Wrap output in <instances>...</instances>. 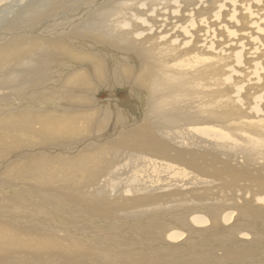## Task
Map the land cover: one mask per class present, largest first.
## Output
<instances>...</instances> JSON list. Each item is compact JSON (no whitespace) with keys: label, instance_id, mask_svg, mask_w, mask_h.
I'll return each instance as SVG.
<instances>
[{"label":"bare ground","instance_id":"1","mask_svg":"<svg viewBox=\"0 0 264 264\" xmlns=\"http://www.w3.org/2000/svg\"><path fill=\"white\" fill-rule=\"evenodd\" d=\"M37 2L39 5H36ZM86 28L93 29L92 31H96L101 35L100 37L92 36V33H88L87 35L93 37L96 41L95 45L97 46L102 45L98 40H108L109 37L107 36L114 37V39L118 40L116 42H118L120 46L123 45L122 48H116L109 44H103L102 48L105 51L104 53H107L108 59L106 57L98 58V62L101 63L99 67L96 66L97 75L95 73V76L88 81L91 82L90 85L87 83L89 86L93 87L95 85L97 88L90 92L88 102L94 107L96 104L106 106L107 102L104 100L105 98L103 100L100 98H103V95L107 92H115L117 96L124 94L125 97L123 99L124 103H117L118 105L115 104L117 101L114 105H107V108L97 105L98 108L100 107L101 109L93 111L92 113L89 112V115H84L85 118H88H86L88 122L85 124L83 123V126L86 130H90L91 126L94 127V124L95 127L98 125L96 127L97 130L103 126L105 130L109 128L108 132H110L112 127L114 130L116 129L114 123H117L118 121L116 117L118 114L120 120L121 117L128 119L126 122L124 120L125 124L121 126L122 130L119 131L124 132L130 131V129H135L133 131L134 133L128 135L129 138L132 136L131 138L133 139L130 138L131 140H126L127 148L124 144L125 142L122 144L123 148H126V151L127 149L129 151L130 148H134L139 150V152L129 151L128 153L126 152L127 154H123L122 152L123 155L120 159L122 160L124 156L126 157L122 161L118 162V159L116 160V163L113 162L112 167L114 171H109L111 173L110 175L109 172H107L104 179L97 180V178L96 182H93V187H91L92 190H86L87 197L93 199V201H91L92 203L86 201L83 196V194H85L84 192L80 197L74 196L77 199L70 198V203H64L65 206H63L61 203H56V201L50 200L47 194L43 191L39 192L41 189L36 188V186H32L31 188L20 182L18 184L21 185V187H27L26 191H28L29 188L31 189L28 194H25V196L14 195L11 193L10 187L6 188L7 185L11 186L10 182L6 179H2L1 182L6 181L5 183L7 185L0 182V226L3 228V232L5 230V232L2 233L4 235L3 239H0V264H5L7 260H10V262L16 261V263L19 262L20 264H30L35 260L36 262H42L43 264H59L60 261L62 262H60L61 264H68L65 263L68 259L64 262L66 255L63 256L62 252L59 253L58 251H64L63 248L65 245H71L72 242L79 246L80 244L83 245V243L89 241H91L93 243L92 245L97 248V254H100V256L98 255L100 259H102V256L106 257V254L113 253L111 254L112 257H110L112 260L108 261H114L116 256L114 255L115 252H112L109 249L110 246L113 247V243L110 242L109 237L129 239V241L132 242L131 246L134 248V251L143 256H146V254H152V256H156V260L158 261L166 258V255H161L160 253L166 248V245H164L166 242L176 246L182 244L183 247H186V243L189 244V252L183 254L184 251H179L175 253L179 255L174 254V256H172V262H166L165 264H178L180 261H186L185 264L222 263L224 260H217L215 257L227 259L228 256H232L231 258L234 260V258H236L235 253H232L234 251L230 250V243L232 245L234 242L228 232L223 235L218 232L198 234L196 238H191L194 237L197 230L209 233L212 230L220 231L221 229H226L230 226L233 227L231 224L236 221L239 212H243L244 215L246 214L245 216H251L250 214L252 213L250 211L251 209H254V207L252 208L253 205L256 206L254 209L255 211L264 212V208H262L264 205L261 206L258 204H264V130H261L260 132L256 131L257 133L254 135L248 134L249 136H245V132L241 133L244 128L242 130L238 128L241 132L234 131H236V134H241L244 137L241 135L239 137L237 135L238 137L235 136L237 138L234 139L233 135H231L232 137L229 136L230 138L228 139L231 140L233 138V145L230 144L231 142L228 139V144L226 142L223 143L228 137L226 132L225 134L219 133V135H213L215 132H210L209 130L211 128L209 130L203 128L205 132L207 131L206 134L201 132L204 133V136H207L208 131L212 133L213 137L210 135L212 137L211 140L215 139V141H210L212 143L207 146H210L209 148L212 147L214 149L213 152L216 154H221L222 157L227 158L230 150L233 151V155L235 154V157H237L235 160H250L245 165L249 170L251 168V171H254V174L249 172L248 174L251 175V180H245L247 184H250L249 189L251 190L248 192L245 191L246 198L245 200L241 199L243 201L242 205H232V202L231 205H227V203L222 206H211L210 209H200L201 211H198L200 212L199 214L194 208L186 210V207L189 204L184 203V199H181L183 196L180 197V199L176 198L177 196H180L177 195L180 191V189L177 188L187 184H197L198 186L208 184L214 179H211L212 176H216L217 174V172L213 170V164L225 160L217 157L216 154H213L211 151H208L207 153L198 151L199 144L203 145L201 142L206 139L203 138V134L202 136L199 135L203 138L200 142L198 141L200 137H197V135L195 136L194 133L198 134L202 127H204V123L210 122L209 124L212 125V123L214 124L217 120L225 122L226 120L223 119H227L229 116L230 119H232L235 114H233V111L230 110V108L234 104L250 106L249 101L239 98L240 96L238 94H240L239 92L242 90L240 85L239 87L234 86L238 89L234 90V88L233 94L232 89H230V82L233 80V76L231 77V75L233 73H237L239 76L244 75L242 70L243 65L241 63L243 57L245 60L247 59V62H251V68L258 78H254L257 80L255 88L258 90H264V64L262 63L264 60V0H0V92L2 95L15 94L17 99L15 104L13 100H2L0 101V104L8 106L13 105L16 107L31 106L32 108H35L38 100H40L39 103L45 102L42 100V97L45 93L47 94L48 91L51 90L50 88H52L48 85L57 84V82L54 83L56 77L58 80L61 79L60 76L64 79L65 73L67 72L63 71L65 70V65L69 64V67L75 66L76 68V66L80 64L79 62L83 60V58L81 60L82 56L77 58L76 61L72 60L70 49L82 53L84 46L92 53L93 51L100 52L99 50H95L97 46L94 45L91 47V43L84 37H81L82 39H75L76 41H80L82 44L81 47H79L78 44H74L71 38H66L67 34L69 35L79 29L86 31ZM102 33H105L107 36ZM59 41H63L62 44ZM86 42H89L90 44H87ZM64 44L65 47L63 46ZM59 45H61V49L58 50ZM87 45H90V47ZM84 52L82 54H84ZM129 52L131 53L132 58H137L139 55L143 60L145 59L147 65L154 73L152 74V80L148 83L151 92L150 102L148 103L149 106H147L146 100H143V94L141 95V93H144V89H139L142 88V82L140 77L139 79H137L138 77L136 78V71L133 72L132 75V71L129 70L127 65L124 69L122 64H120L123 60L122 57L126 56V61L130 67H133L131 60L126 55ZM110 54H112L111 58ZM75 55L78 56L79 54L77 53ZM232 57L235 62H239L241 67H238V64H236L237 68L232 65ZM23 60H25V62L21 64ZM113 60L119 62L117 63L119 64L117 69L121 72L116 71L117 69L114 71V69L111 68ZM89 62L91 63V61ZM93 62L96 63L97 61ZM133 62L140 65L139 61ZM19 63L21 64L20 69L22 73L17 74L14 79L12 77V79L8 78L9 76L6 75H8L10 71L16 69V66ZM139 65H136L135 67L137 68ZM86 66L88 67L89 65L86 63ZM57 72L58 75L56 76L55 74H57ZM147 79L149 78L147 77ZM44 81L45 83L43 84ZM247 83L246 85L244 84L246 88L249 87L247 86ZM58 90H60V88H58ZM64 90L63 93H65ZM249 90H251L250 87ZM4 91L8 92L4 93ZM126 92H128V95ZM53 93L56 95L55 91ZM225 93H230L232 95L235 94L236 98L239 96V99H235L234 96L232 99L226 100ZM261 94L262 93H260V95ZM242 95H244V93ZM263 95L264 92L262 96ZM245 96L249 97L247 94ZM254 96L252 98H254ZM45 98H48V96ZM64 98L67 97L63 96V99ZM78 98L79 97L77 96V100ZM137 98L142 99L144 105L142 100L138 101L136 100ZM255 99L257 100L254 102H259L258 96L257 98L255 97L254 100ZM63 101L65 102L66 100ZM68 101L69 100L66 101V104ZM261 101H263V99L260 100V102ZM254 102L253 104H255ZM262 103H264V101L259 104L262 105ZM122 104H127L129 107H132L128 108V110L133 111L135 114L134 117L130 114L129 116H132V118L128 117L126 115L129 113L128 111H124L123 113V111L119 109V106H122ZM77 105H79V102ZM86 105H88V103ZM51 106L52 105L50 104V107ZM116 106L119 108L116 110L118 113L115 115L113 110ZM244 108L245 107H243V109ZM247 108L248 107L245 109ZM61 109L62 108L57 110ZM253 110L256 111V109ZM262 110L264 111L263 108ZM263 111H261V113ZM263 114L264 113H262V115ZM240 115L241 114H239L238 117ZM246 116L248 117V115ZM252 116V118H254L253 114ZM250 117L251 116H249V118ZM95 120H97L96 123H94ZM130 121L137 123L127 127L126 125ZM249 121L251 120L249 119ZM242 122L244 123L245 120ZM252 122L254 121L252 120ZM252 122L250 124H252ZM217 123L219 122H216V124ZM247 123L249 124V122ZM110 124H112V127ZM209 124L208 127L210 126ZM231 124H233V122ZM235 124L236 122L233 126ZM77 125L79 126V124ZM78 126H73L72 128H74V130L72 129V131H75V128L77 129ZM80 127L84 128L82 126ZM232 127L230 126L231 129ZM261 127H263V125H261ZM188 129L192 131L193 136L185 138V136L183 137L182 131ZM86 130L84 131V134H90V131L86 133ZM217 130L219 129L217 128ZM196 131L198 132L196 133ZM78 132L76 131V133ZM185 132L187 133L188 131ZM246 132L249 133L247 129ZM63 134H65V132ZM107 135L109 134L106 133L105 136ZM189 135L191 134L189 133ZM0 136L1 140L6 134L0 132ZM33 136L36 137L35 135ZM49 136L52 135H48V137ZM65 136L68 135L66 134ZM110 136L114 138V135L110 134L108 137ZM25 137L24 138L28 143L30 142L29 140L34 143L36 141H33V138L30 136L25 135ZM176 138H181L179 144L176 143ZM114 139L116 142L117 139ZM121 140L123 141V138ZM208 140H210V138ZM38 143H40V138L37 144ZM29 144V147L33 145L31 143ZM117 145L119 146L118 143L116 146ZM190 147H193V149ZM204 147L202 146V148ZM83 149L85 148L80 149V151L82 152ZM219 149H221L220 153ZM53 150L56 152L64 151L63 148ZM44 152H46V150H44ZM50 152H52V150H50ZM194 155H197L198 158L205 161L207 156V161L205 163L207 166L211 165L209 163H212L211 166L213 169H204V171H202L204 175L202 176L196 173L190 175V172H187L188 169L185 165H187L186 163L188 160L195 157ZM38 158L34 157V160L37 161ZM98 160H100V158ZM198 161L199 160H196V162ZM123 162L127 163L119 165ZM199 162L201 167V164L204 161L201 160ZM226 162L227 161L223 162L224 165ZM228 163H226V165ZM196 164L198 163H192L191 165L199 168V164L198 167ZM202 165H204V163ZM216 165L217 164H215V167L219 166V164ZM229 165L231 164L229 163ZM6 166L8 165L0 164V171H2L1 168ZM52 167L50 169H52ZM225 167L221 168L225 169ZM221 168L217 167L218 170ZM243 168L245 169V167ZM189 169L191 170V168ZM109 170H111V168ZM223 171L220 172L222 173ZM180 172L182 173L181 175L185 176L184 178L178 177L180 175L177 173L180 174ZM226 172H229L228 168H226ZM226 172H224V174ZM47 173L49 174V172ZM234 173H236V170ZM142 175L143 179H141ZM233 176L234 175L230 173L228 174L229 178H233ZM246 176H248L247 173ZM221 177L223 178V176ZM217 178L221 179L219 177ZM90 182L91 181H89V183ZM221 182L226 183L224 180L222 181V179ZM245 182H243V184H245ZM236 184L238 186L239 183L237 182ZM226 186L228 187V184H226ZM233 187L231 188L233 189ZM84 188L86 189L85 185ZM220 188L222 189V187ZM243 189L244 188H242V190ZM217 191L220 192L221 190L217 189ZM238 193L239 192H237V195ZM215 195L217 194L215 193ZM192 196H195V194ZM242 197L243 195L241 198ZM229 198L231 199V197ZM221 199L222 197H220V200ZM233 200L234 199H232V201ZM74 201L77 204V207L74 208L76 210L69 207ZM93 202L98 203L94 204ZM193 202L192 204H194ZM110 203L111 206H120L122 213L120 212L121 214H119L118 211V213L116 211H108L101 206ZM208 203H210V201ZM209 205L208 207H210ZM105 207L108 209L109 205L108 207ZM249 207H251L250 210L248 209ZM109 210H111V208ZM254 210H252V212H254ZM186 211H192L194 214H189ZM260 214L262 213L254 215L255 217L257 216L258 219L253 218L249 220L247 217V220H240L239 227L243 228L250 224L257 229L260 228L263 234L264 228H262V225L264 226V220L261 217L263 214ZM53 219H55V221H53ZM253 223L258 226H255ZM44 224H47V226ZM53 224L56 225L58 229L60 228L61 232L64 233L58 232ZM51 226L53 229L48 228ZM136 226L143 228L146 231V234L134 228ZM20 228H28L25 233L26 237L28 236L29 238L25 239V242L20 241L17 246L12 245V243L18 239V234L14 235V231L16 232L17 230L21 236H25L20 232ZM92 229L96 230V233H94ZM129 233L136 234V238L141 241L138 242L142 244L139 245L134 243L133 238L129 237ZM239 237L241 240L247 241L252 239V235L249 232H243ZM210 238H212V241L215 244L211 249H209V247H204L203 245V243L209 241L208 239ZM43 239H45L46 242L43 241ZM153 240L154 244H152V242L150 243V241ZM43 242L52 245L50 248L55 250L59 255L56 253L53 254V252L50 251L48 256H46L42 254L39 249H37L39 252L36 256L33 254V257H30V252L27 256L25 255V253H27L25 251L32 250L30 249V243H35L36 247H40V249L44 251L47 247L41 245L44 244ZM85 246L88 248L87 245ZM103 247L104 250L101 251V248ZM254 247H259V244L255 243V241L252 248ZM222 250H227V252L224 253ZM107 251H110L111 253H108ZM212 251H214V253H212L213 255L210 257L209 255L207 256L206 253H211ZM197 252H202L204 256L199 257L195 261L191 260L189 257L197 255ZM66 253L67 252H65V254ZM42 255L47 258L42 257ZM77 256L79 255L77 254ZM212 259L215 261L213 262ZM156 260L150 259L142 264H157ZM237 261L240 260L235 259L234 262L231 261L230 264H251V261ZM99 262L104 263L102 260ZM89 263L91 262L89 261Z\"/></svg>","mask_w":264,"mask_h":264},{"label":"rangeland","instance_id":"2","mask_svg":"<svg viewBox=\"0 0 264 264\" xmlns=\"http://www.w3.org/2000/svg\"><path fill=\"white\" fill-rule=\"evenodd\" d=\"M36 5H39V3L37 2L36 3ZM86 31H82V29L80 30H77V31H75V32H73V33H71V34H67L66 35V38L68 37V38H71L72 40H73V43L74 44H78V46L79 47H81L82 46V44L80 43V41H76L75 39H78V38H80V39H82L81 37H84V38H86V40L87 41H89L91 44V47L92 46H94L95 44H96V41L93 39V37L92 36H95V37H100L101 35H99L98 34V32H96V31H92L90 28H86L85 29ZM75 33V34H74ZM88 33H92L93 35L90 37V36H87L88 35ZM103 35H105V36H107L105 33H102ZM107 37H109V39L108 40H105V41H103V40H98V41H100V44H109V45H112L113 47H116V48H122L123 47V45H119L118 44V42H116V41H118L117 39H114V37L112 38V37H110V36H107ZM104 38V37H103ZM105 39V38H104ZM61 44H62V42L63 41H59ZM58 42V43H59ZM90 45H87L88 47H90ZM102 45H100L101 47H102ZM64 47H65V44L63 45ZM95 46H97V45H95ZM83 48L84 49H86V50H84V49H82V53L84 52V54L86 55H84V54H82L81 52H79V51H76V50H72V49H70L71 50V57H72V60H74V61H76V59L77 58H79L80 56H82L81 57V60H82V58H83V60L84 59H86V60H82V61H80L79 63V65L78 66H76V68H75V66H72V67H69L70 65L69 64H67V65H65L66 67L64 68L65 70H63V71H67L66 73H65V76H64V79L60 76V78L61 79H59L58 80V78L56 77V81L54 82V83H56L57 82V84H55V85H48V86H51L52 88H50L51 90H49L48 91V93L46 94L45 93V95L42 97L43 99L42 100H44L45 102H43V103H39L40 102V100H38V102H37V104H36V107L35 108H32L31 106H19V107H16V106H8V105H3V104H0V132H2V133H4V134H6V136H3L2 137V139L0 140V164L1 165H8V166H6V167H3V168H1L2 169V171H0V181L2 180V179H6L7 181H9L10 182V185L11 186H6V188H8V187H10V191H11V193L12 194H16V195H19V196H25V194H28L29 193V190L32 188V186H36V188H38V189H41L39 192H41V191H43L45 194H47V196H48V198L50 199V200H54V201H56V203H61L63 206H65V204L64 203H70V198H74V199H77V198H75L74 196H79L80 197V195L81 194H83L84 192H85V194H83V196H84V198L86 199V201L88 202V203H92L91 201H93V199H90V198H88L87 197V194H86V190H92V188L91 187H93V182H96V179L97 180H101V179H104L105 178V176H106V174H107V172H111V171H114L113 170V167H112V165H113V162L114 163H116V160H118V162L119 161H122L126 156H124L123 157V159L121 160L120 159V157L123 155V154H125L126 152L128 153L129 151H136V152H139V150H137V149H132V148H130V150L128 151V149H127V151H126V148H127V145H126V140L128 141V140H131V139H133V138H131L132 136H130V138H129V136L128 135H130V134H132V133H134L133 131L135 130H131L130 129V131H124V132H122V131H119L120 129H118L119 127L118 126H123L124 124H125V122L128 120V119H125L124 117L122 118L121 117V120H120V118H118V112L116 111L119 107V109H121L122 111H123V113H124V111H128L129 113H130V115H133L134 113H133V111L131 110V111H129L128 110V108H124V104H122V106H119V107H115L114 108V114L116 115V117H117V119H118V121H117V123H114V125H115V127H116V131L115 132H113V131H111V132H108V129L107 130H105V134L107 133V134H112V135H114V138H116L117 139V141L115 142V139L114 138H110L109 140H105L103 143H94V144H91V145H86V146H84V147H82V148H85V149H83L82 150V152L80 151V149H82L81 147H79L77 150H74V151H59V152H56V151H54L53 149H44L43 148V146H46L47 144L49 145V144H51L52 142H62V141H65V140H73V139H75V138H78L79 136H83V135H92V133H94V132H96L95 130H97L96 129V127L98 126V125H96V127H95V125L93 124V126L94 127H92L91 126V128H90V130L88 129V130H86V128L83 126V123L85 124L86 122H88V118L86 119L85 117H84V115H89L90 113H92L93 111H98V109L100 110L101 108L99 107L98 108V106L97 105H99V106H101V107H106L107 105L109 106V104H111V105H114V103L115 104H117V103H122L123 102V99H124V97H125V95L124 94H122V95H120V96H117L116 94H115V92L113 93V92H107V93H105L102 97L103 98H100L101 100H103L104 98V100L107 102V105L106 106H102V105H100V104H96V106L94 107V106H91V104L88 102L89 101V98H90V92L91 91H93V89H96L97 87H95V85L92 87V86H89L90 84H91V82H88V81H90L91 80V78L93 77V76H95V73H96V75H97V69H96V66L97 67H99V65H100V63L101 62H98V58L100 57H106L107 59H108V57H107V53H104L105 51H100V52H98V51H93V53L91 52V51H88V49L87 48H85L84 46H83ZM59 49H61V45H59V47H58V50ZM75 52V53H74ZM95 52V53H94ZM79 54L78 56L77 55H75V54ZM81 54V55H80ZM87 55H89V56H87ZM109 55V54H108ZM127 56H128V58L131 60V64L133 65V67H130V65L128 64V62L126 61V59H127V57L126 56H124V57H122V61L120 62V64H122V66H123V68L125 69V66L127 65V67L129 68V70L130 71H132V75H133V72H135L136 71V78L137 79H139V77H140V80H141V82H142V88H139L140 90H143V92L144 93H141V95L143 94V100L145 99L146 100V103H147V106H149L148 105V103L150 102V96H151V92H150V85L148 84L151 80H152V74H154L153 72H152V70H151V68H149V66L147 65V63H146V61H145V59L143 60L142 59V57L141 56H139L138 55V53H137V58L135 57H133L132 58V55H131V53L129 52L128 54H126ZM76 56V57H75ZM85 56V57H84ZM91 56H92V58H91ZM89 58V59H87V58ZM112 57V54H110V58ZM247 57V56H246ZM93 58H94V60H93ZM97 58V59H96ZM141 59H142V61H141ZM233 59V60H232ZM139 61V63H140V65L138 64V63H135V62H133V61ZM231 60L233 61V64H232V62H231V64L232 65H234V66H236V68H237V65L236 64H238V67H241L240 65H239V62L237 63V62H235L234 61V58L232 57L231 58ZM245 60V58L243 57L242 58V60H241V63H242V65H243V68H242V70H243V73H244V75L243 76H239L237 73L236 74H232L231 75V77L233 76V80H232V82H233V84H232V82H230V85H231V87H230V89H232V94H233V89L235 88L234 86H236V87H239V85H240V87L242 88V90H241V92H239L240 94H238L239 96V98H241V99H244V100H247V101H249V105L250 106H245V105H242L241 104V106H240V104L238 105V104H232L233 106H231V108H230V110H232L233 111V114H235V115H233V118L232 119H230V116L227 118V119H223V120H226L225 122H223L222 120H217L216 122H219V123H217L216 124V122H214V124L212 123V125L211 124H209L210 122H207V123H204L205 125H204V127H202V129L200 130V132H198V131H196V133L198 132V134H195L194 133V135L196 136L197 135V137H200V136H202V134H203V136H204V133L206 134L207 133V131L205 132V130L203 129V128H205L206 130L208 129H210L209 131L211 132L212 131V133L213 132H215V133H213V135H219V133H221V134H225V132H226V134H227V138L224 140V142L223 143H229V141L231 142L230 144L231 145H233V138L230 140V139H228V138H230L229 136H231V135H233L234 136V139H236L238 136L240 137V135L239 134H236V131H239V132H241V130H242V132L241 133H244L245 132V136H249V135H254V134H256L257 132L256 131H258V132H260L261 130L263 131L264 130V119H263V116H264V114L262 115V113H264V111L262 110V108L264 109V103H262V105L261 104H259V103H261V102H263L264 101V95L262 96V94H263V92H264V90H258L257 88H255V86L257 85V80H255L256 78H257V76H256V74H254L255 72L252 70V68H251V62H247L246 60ZM89 61H91V63L89 62ZM93 61H97L96 63L95 62H93ZM243 61V62H242ZM25 62V60H23L22 62H21V64H23ZM126 62V63H125ZM84 63V64H83ZM86 63L89 65V66H91V67H87L86 66ZM98 63V64H97ZM117 63H119V62H115L114 60H113V64H112V66H111V68L112 69H114V71H115V69H117V67H118V65L119 64H117ZM243 63H245V64H243ZM263 64H264V60H263V62H262ZM261 63V64H262ZM21 64L19 63L17 66H16V69H14V70H12V71H10L9 73H8V75H6V76H9L8 78H10V79H14V77H16V75L17 74H20V73H22L21 72V69H20V66H21ZM82 64V65H81ZM116 64H117V66H116ZM263 64H262V66H263ZM93 65H94V67H93ZM136 65H139L137 68L135 67ZM19 66V67H18ZM93 67V68H92ZM245 67H247V68H245ZM135 68V69H134ZM249 68V69H248ZM20 69V70H19ZM67 69V70H66ZM75 69V70H74ZM247 69V70H246ZM127 70V69H126ZM245 70V71H244ZM248 70H249V72H248ZM16 71V72H15ZM20 71V72H19ZM94 71V72H93ZM96 71V72H95ZM116 71H119V72H121L119 69H117ZM19 72V73H18ZM151 72V73H150ZM251 72H252V74H251ZM15 75H14V74ZM89 73V74H88ZM94 73V74H93ZM151 74V76H150V74ZM249 73V74H248ZM12 75H14V76H12ZM56 76L58 75V72H57V74H55ZM235 75V76H234ZM91 76V77H90ZM149 78V79H147V77ZM150 76V77H149ZM12 77V78H11ZM146 77V78H145ZM250 77H251V79H250ZM256 77V78H255ZM73 78V79H72ZM151 78V79H150ZM240 78V79H239ZM255 78V79H254ZM63 79V80H62ZM235 79H237V80H235ZM242 79V80H241ZM248 79H249V81H248ZM254 79V80H253ZM258 79V78H257ZM77 80V81H76ZM139 80V81H140ZM1 81V80H0ZM10 81H12V80H10ZM147 81V82H146ZM242 81H244V82H242ZM65 82V83H64ZM69 82V83H68ZM140 82V83H141ZM248 82V83H247ZM250 82V83H249ZM254 82V83H253ZM45 83V81L43 82V84ZM77 83V84H76ZM80 83V84H79ZM89 85H88V84ZM239 83V84H238ZM246 83H247V86H249L250 87V89L251 90H249V87H247L246 88V86H244V84L246 85ZM251 83H252V85H251ZM135 84H137V83H135ZM238 84V85H237ZM241 84H242V86H241ZM68 85V86H67ZM81 85V86H80ZM85 85V86H84ZM138 85V84H137ZM229 85V86H230ZM233 85V86H232ZM252 87H251V86ZM254 85V86H253ZM66 86V87H65ZM70 86V87H69ZM79 86V87H78ZM89 86V87H88ZM63 87H64V89H63ZM74 87V88H73ZM85 87V88H84ZM58 88H60V90H58ZM68 88V89H67ZM77 88V89H76ZM88 88V89H87ZM244 88V89H243ZM80 89V90H79ZM85 89V90H84ZM236 89H238V88H235L234 90H236ZM247 89H248V92H247ZM53 90V91H52ZM63 90H64V92L65 93H63ZM72 90H74V91H72ZM77 90H79V91H77ZM244 90H246V91H244ZM55 91V93H56V95L53 93ZM58 91V92H57ZM60 91H61V94H60ZM74 93H72V92ZM6 92H8V91H4V93H6ZM51 92V93H50ZM87 92V93H86ZM252 94H251V93ZM254 92V93H253ZM17 93H19V92H17ZM63 93V94H62ZM80 93V94H79ZM110 93V94H109ZM127 94H128V92H126ZM244 93V95H242ZM258 93H259V95H258ZM260 93H262L261 95H260ZM52 94V95H51ZM53 94H54V96H53ZM58 94V95H57ZM65 94V95H64ZM70 94V95H69ZM227 94L228 93H225V98H226V100H228V99H232V97H234L235 96V94L234 95H232V94H228V96H227ZM248 95L249 97H247V96H245V95ZM251 94V95H250ZM255 96H254V95ZM51 95V96H50ZM62 95V96H61ZM71 95H73V96H71ZM75 95V96H74ZM111 97H110V96ZM231 95V96H230ZM18 96V95H17ZM48 96V98H45V97H47ZM63 96L65 97H67V98H64L63 99ZM77 96L79 97L78 98V100H77ZM115 96V97H114ZM245 96V97H244ZM254 96V98L256 97L257 98V96H258V100H259V102L257 101V102H254V101H256L257 99H255L254 100V98H252ZM260 96V97H259ZM261 96H262V98H261ZM54 97V98H53ZM62 97V98H61ZM82 97H86V98H82ZM114 97V98H113ZM237 97V98H238ZM45 98V99H44ZM51 98V99H50ZM74 98V99H73ZM81 98V99H80ZM148 98V99H147ZM236 98V96H235V99H237ZM238 98V99H239ZM260 98V99H259ZM59 99V100H58ZM62 99V100H61ZM72 99V100H71ZM80 99V100H79ZM83 99V100H82ZM249 99V100H248ZM263 99V101H261L260 102V100H262ZM2 100H13L14 101V104H15V102H16V95L15 94H12V95H9V94H6V95H2L1 94V92H0V101H2ZM53 100V101H52ZM61 100V101H60ZM63 100H69L68 102H67V104H66V101L64 102ZM136 100H142V99H140V98H137ZM142 100V103L145 101H143ZM71 101H72V103H71ZM77 101V102H76ZM110 101H112V102H110ZM252 101V102H251ZM18 102V101H17ZM53 104H52V103ZM74 102V103H73ZM78 102H79V105H77L78 104ZM110 102V103H109ZM253 102L256 104V106H255V104H253ZM82 103H84V104H82ZM88 103V105H86V104ZM124 103V102H123ZM258 103V104H257ZM50 104L52 105L51 107H50ZM70 104V105H69ZM254 106H253V105ZM55 107H54V106ZM67 105V106H66ZM118 105V104H117ZM143 105H144V103H143ZM58 108H57V107ZM68 107V108H67ZM129 107V106H128ZM145 107V106H144ZM232 107H234V108H232ZM243 107H248L247 109H245V111H244V109H243ZM252 107V108H251ZM253 107H255V108H253ZM55 108V109H54ZM60 109V108H62L61 110H57V109ZM96 108V109H95ZM107 108V107H106ZM129 108H132V107H129ZM146 108V107H145ZM237 108H239V109H237ZM258 108V109H257ZM260 108H261V111H263L262 113H261V111H260ZM229 109V108H228ZM235 109V110H234ZM252 109V110H251ZM253 109H256V111L255 110H253ZM63 110H65V111H63ZM68 110V111H67ZM251 110V111H250ZM30 111V112H29ZM255 111V112H254ZM258 111H259V113H258ZM27 112H29V113H27ZM61 112V113H60ZM90 112V113H89ZM236 112H237V114H236ZM251 112V113H250ZM254 112V113H253ZM109 113V112H108ZM256 113V114H255ZM258 113V114H257ZM66 114V115H65ZM239 114H241L240 116H243V117H238V115ZM252 114L254 115V118H252L253 116H252ZM262 115V116H260V115ZM127 116H129V114H126ZM126 115H125V117H126ZM135 115V114H134ZM133 115V116H134ZM246 115H248V117L246 116ZM256 115V116H255ZM235 116H237V117H235ZM246 116V117H245ZM249 116H251L250 118H249ZM106 117H107V115H106ZM235 117V118H234ZM255 117H256V119H255ZM259 117V118H258ZM72 118V119H71ZM94 119H95V117H94ZM218 119H220V118H218ZM230 119V120H229ZM242 119V120H241ZM247 119V120H246ZM249 119L251 120V121H249ZM255 119V120H254ZM260 119V120H259ZM77 120V121H76ZM124 120H125V122H124ZM237 120V121H236ZM238 120H240V121H238ZM245 120V122L243 123L242 121H244ZM252 120L254 121V122H252ZM74 121V122H73ZM122 121V122H121ZM97 122V120H95V122L94 123H96ZM118 122H119V124H118ZM222 122V123H221ZM227 122V123H226ZM233 122V124L236 122V124L233 126V124H231V123ZM247 122H249V124L247 123ZM252 122V124H250ZM258 122V123H257ZM260 122H261V124H260ZM82 123V124H81ZM130 123H132V121H130ZM224 123H225V125H224ZM246 123V124H245ZM77 124H79V126L77 125ZM122 124V125H121ZM143 124V123H142ZM208 124L210 125L209 127H208ZM227 124H229V125H227ZM68 125V126H67ZM111 125V127H112V124H110ZM213 125H215V126H213ZM248 125V126H247ZM261 125H263V127H261ZM73 126H78V128L76 129L75 128V131H72V129L74 130V128H72ZM80 126H82V127H84V128H81ZM203 126V125H202ZM211 126H213V127H211ZM217 126H219V127H217ZM224 126H225V128H224ZM230 126L232 127V129L230 128ZM67 127V128H66ZM82 129H80V128ZM227 127V128H226ZM234 127H237V128H234ZM251 127V128H250ZM258 127V128H257ZM217 128L219 129V130H217ZM241 129V130H239V129ZM261 128V129H260ZM263 128V129H262ZM83 129H84V131L86 130V133H88L89 131H90V134L88 133V134H84L85 132L83 131ZM113 129V127L111 128V130ZM227 129V130H226ZM230 129V130H229ZM246 129H247V131H249V133L248 132H246ZM66 130V131H65ZM234 130H236V131H234ZM252 130V131H251ZM254 130V131H253ZM76 131L78 132H82V133H76ZM92 131V132H91ZM185 131H188L191 135H189V133L187 134ZM208 131V134H207V136L205 135L203 138L204 139H206V140H208L209 138H210V140H208V141H204V140H202L203 138H199V140H198V138H197V140L198 141H200V140H202V142L201 143H203V145L202 144H199V150L198 151H201V152H205V153H207L208 151H211L213 154H216L215 152H213V148L211 147V148H209L210 146H207V145H210L212 142H214L215 141V139L212 141L211 140V138L213 137V135H212V133H210ZM218 131V132H217ZM228 131V132H227ZM65 132V134H63ZM128 132V133H127ZM201 132H204V133H201ZM235 132V133H234ZM239 132H237V133H239ZM254 132V133H253ZM61 133V134H60ZM115 133H117V134H115ZM186 133V134H185ZM200 133V134H199ZM26 136H33V135H35L36 137H31V138H33V141L34 140H36L35 141V143L34 142H32L31 140H29L30 142L29 143H31V144H33L32 146H30L29 147V143L25 140V138H27V139H30V138H28V137H25V135ZM68 135V136H65V135ZM72 134V135H71ZM118 134H119V137H118ZM182 134H183V137L185 136V138H187V137H192L193 136V133H192V131H190L189 129L188 130H184V131H182ZM235 134V135H234ZM249 134V135H248ZM42 135V136H41ZM48 135H52V136H49L48 137ZM63 135V136H62ZM186 135H188V136H186ZM200 135V136H199ZM212 137H211V136ZM238 135V136H237ZM39 136V137H38ZM41 136V137H40ZM115 136H117V137H115ZM210 136V137H209ZM235 136H237V137H235ZM241 136H243V135H241ZM25 137V138H24ZM43 137V138H42ZM46 137V138H45ZM55 137V138H54ZM189 137V138H190ZM208 139H207V138ZM232 137V136H231ZM244 137V136H243ZM0 138H1V136H0ZM36 138V139H35ZM38 138V139H37ZM39 138H40V143H38L37 144V142H39ZM123 138V141L121 140ZM44 139V140H43ZM55 139V140H54ZM63 139V140H62ZM177 140V144H179L180 142V140H181V138H176ZM229 141H228V140ZM25 141H26V143H25ZM122 141V142H121ZM210 141H212V142H210ZM125 142V143H124ZM45 143H47V144H45ZM119 144V146L117 145L116 146V144ZM125 144L126 145V148L124 149L123 148V145L122 144ZM208 143V144H207ZM216 143H218V142H216ZM28 144V145H27ZM42 146H41V145ZM122 146H121V145ZM206 144V145H205ZM37 145V146H36ZM36 146V147H35ZM202 146L204 147V148H202ZM42 148V149H41ZM191 149H193V147H190ZM210 149V150H209ZM212 149V150H211ZM43 150V151H42ZM44 150H46V152H44ZM49 150V151H48ZM50 150H52V152H50ZM79 150V151H78ZM125 150V151H124ZM55 152V153H54ZM119 152V153H118ZM122 152H123V154H122ZM221 152V149H219V153ZM229 154H228V156H227V158L225 157H222L221 156V154H216V156L217 157H219V158H221V159H225L224 161H220V162H218V163H215V164H219V166H217L218 168L220 167H225V169H217V167H215V164H213L214 165V169L212 168V163H209V164H211V165H209V166H207L206 165V161H207V156H206V161L205 160H203V159H200V158H198L197 157V155L195 156V157H192V159H190V160H188V162L186 163L187 165H185V166H187L186 168L188 169H186L187 170V172L189 171L190 173V175H193V173L195 174H199V175H204L203 174V172L202 171H204V169H213L214 171H216L217 172V174H216V176L215 175H213L212 176V178L211 179H213L211 182H209L208 184H205V185H200V186H198L197 184H193V185H189V184H187V185H185V186H179L180 188H177V189H180V191H179V193L177 194V195H180V196H177V195H175V196H177L176 198H179L180 199V197H182L181 199H184V203L185 204H189L187 207H186V210H188V209H192V208H194L195 210H196V212L197 213H199L200 214V212H198V211H201L202 209H210L211 208V206H213V207H215V206H222V205H226L227 203V205H231V203H232V205L233 204H238V205H242V203H243V201L242 200H245V198H246V195H245V191L246 192H248L249 190H251V189H249V187H250V184L248 183L247 184V182H245V180L246 181H249V180H251V175L250 174H248L249 172H251V173H253L254 174V171H251L252 169L250 168V170L248 169V167L245 165L246 163H248V161H250V160H241V161H237V160H235V159H237V157H235V154L233 155V151H230L229 150ZM233 152V153H232ZM72 153H73V155H72ZM107 153V154H106ZM121 153V154H120ZM126 153V154H127ZM197 153H199V152H197ZM113 154V155H112ZM120 154V155H119ZM220 155V156H219ZM234 156V157H233ZM34 157H36V158H38V160L36 161V160H34ZM100 158V160H98ZM116 158V159H115ZM194 158V159H193ZM9 159V160H8ZM114 159H115V161H114ZM228 159V160H227ZM4 160H6L5 162H4ZM191 160H193V161H191ZM196 160H199V161H204L203 163H204V165H202L201 164V167H200V162L198 161V162H196ZM232 160H234V161H232ZM60 161V162H59ZM62 161V162H61ZM71 161V162H70ZM191 161V162H190ZM225 161H227L226 163H230L231 165H229V163L226 165V163H225V165H224V163L223 162H225ZM111 162V163H110ZM192 164V163H198L199 164V168H196V166L195 167H193L190 163ZM233 162H234V164H233ZM67 163H69V164H67ZM89 163V164H88ZM95 163V164H94ZM127 162H123V163H121V164H119V165H124V164H126ZM50 164V165H49ZM198 164H196L197 165V167H198ZM207 164H208V162H207ZM224 165V166H222V165ZM56 165V166H55ZM65 165H67V166H65ZM118 165V166H119ZM243 165V166H242ZM52 166H54V167H52ZM111 166V167H110ZM117 166V167H118ZM203 166V167H202ZM211 166V167H210ZM227 166H231L232 167V169H231V167H227ZM52 167V169H50ZM84 167V168H83ZM210 167V168H209ZM235 167H237V168H235ZM243 167H245V169L243 168ZM58 170H57V169ZM60 168H61V170H60ZM66 168V169H65ZM81 168V169H80ZM111 168V170H109ZM189 168H191V170L189 169ZM226 168H228V171L229 172H226ZM63 169V170H62ZM196 169V170H195ZM203 169V170H202ZM216 169V170H215ZM244 169V170H243ZM247 169V170H246ZM52 170V171H51ZM57 170V171H56ZM64 170H65V172H64ZM201 170V171H200ZM224 170V171H223ZM233 170H234V172H235V170H236V173H234L233 172ZM104 171V172H103ZM196 171V172H195ZM220 171H223L222 173L220 172ZM239 171V172H238ZM242 171V172H241ZM247 171V172H246ZM47 172H49V174L47 173ZM56 172V173H55ZM61 174H60V173ZM76 174H75V173ZM109 172V175L111 174ZM200 172V173H199ZM202 172V173H201ZM224 172H226L225 174H224ZM245 172V173H244ZM54 173V174H53ZM72 173V174H71ZM221 173V174H220ZM232 174V175H234L233 176V178H229L228 177V174ZM246 173H247V175L248 176H246ZM57 174V175H56ZM68 174V175H67ZM70 174V175H69ZM98 174V175H97ZM178 175H180V176H178V177H180V178H184L185 176L184 175H181L182 173L180 172V174L179 173H177ZM210 174V173H209ZM208 174V175H209ZM219 174H220V176H219ZM224 174V175H223ZM227 174V175H226ZM236 174V175H235ZM243 174V175H242ZM42 175V176H41ZM56 175V176H55ZM60 177H59V176ZM62 175V176H61ZM226 175V176H225ZM239 175V176H238ZM250 175V176H249ZM256 175V174H255ZM64 176V177H63ZM68 176V177H67ZM102 176V177H101ZM145 176V175H144ZM215 176V177H214ZM221 176H223V178L221 177ZM243 178H242V177ZM53 177V178H52ZM217 177H219V178H221L222 179V181L224 180L226 183H224V182H221V179H218ZM228 177V178H227ZM240 177H241V179H240ZM246 179H245V178ZM65 179V181H64V179ZM69 178V179H68ZM73 178V179H72ZM100 178V179H99ZM216 178V179H215ZM225 178V179H224ZM72 179V180H71ZM95 179V180H94ZM141 179H143V175L141 176ZM232 179V180H231ZM82 182H80V181ZM94 180V181H93ZM230 180V181H229ZM234 180H236V181H234ZM239 180V181H238ZM242 180V181H241ZM244 180V181H243ZM89 181H91L90 183H89ZM238 182L239 184H238V186H237V184L236 183H234V182ZM241 181V182H240ZM6 182V181H5ZM24 183L23 185H27V186H30L31 188H29L28 189V191H26V188L27 187H21V185H19L18 183ZM39 182V183H38ZM80 182V183H79ZM231 182V183H230ZM243 182H245V184H243ZM8 183V182H7ZM30 183V184H29ZM213 183V184H212ZM218 183V184H217ZM233 183V184H232ZM242 183V184H241ZM36 184V185H35ZM91 184V185H90ZM211 184V185H210ZM219 185V186H217V185ZM226 184H228V187L226 186ZM234 184H235V186H234ZM84 185H85V187H86V189L84 188ZM87 185V186H86ZM88 185H90V186H88ZM208 185V186H207ZM215 185V186H214ZM223 185V186H222ZM76 186V187H75ZM191 186V187H190ZM196 186V187H195ZM211 188H210V187ZM217 186V187H216ZM234 186V187H233ZM238 187V189H239V191H238V189H237V187ZM244 188L243 190H242V188ZM182 187V188H181ZM193 187V188H192ZM220 187H222V189L220 188ZM224 187V188H223ZM231 187H233V189L231 188ZM190 188V189H189ZM192 188V189H191ZM197 190H196V189ZM201 188V189H200ZM205 188V189H204ZM220 188V189H219ZM84 189V190H83ZM185 191H184V190ZM203 189H204V191H203ZM209 189V190H208ZM217 189L218 190H221L220 192L219 191H217ZM81 190V191H80ZM206 190V191H205ZM223 190H224V192H223ZM239 192L238 193V195H237V192ZM241 191V192H240ZM191 193L192 195L193 194H195V196H192L191 194H189V193ZM203 193V194H201V193ZM75 193V194H74ZM213 195H211V194ZM215 193L219 196H217V195H215ZM224 193V194H223ZM188 194V195H187ZM222 194V195H221ZM85 195H86V197H85ZM202 197H201V196ZM205 197H204V196ZM210 197H209V196ZM227 195V196H226ZM237 195V196H236ZM240 195V196H239ZM243 195V197L241 198V196ZM199 198H198V197ZM206 196H208V197H206ZM226 196V197H225ZM186 197V198H185ZM195 197V198H194ZM218 197V198H217ZM220 197H222V199L220 200ZM229 197H231V199L229 200L228 198ZM240 197V198H239ZM188 198H190V199H188ZM202 198V199H201ZM214 198H215V200H214ZM216 198H217V200H216ZM187 199H188V202H187ZM196 199V200H195ZM199 199V200H198ZM210 201V203H208L209 201ZM232 199H234L233 201H232ZM237 199V200H236ZM242 199V200H241ZM97 200V199H96ZM95 200V201H96ZM186 200V201H185ZM203 200V201H202ZM228 200V201H227ZM27 201V200H26ZM61 201V202H60ZM194 201V202H193ZM220 201V202H219ZM223 201H225V202H223ZM231 201V202H230ZM234 201H237V202H239V203H237V202H234ZM28 202V201H27ZM192 202L194 203V204H192ZM197 202V203H196ZM204 202V203H203ZM221 202H223V203H221ZM94 204H97L98 202H93ZM191 203V204H190ZM206 203V204H205ZM199 204H202V205H199ZM210 206V207H208V205ZM258 204H260L261 206L262 205H264V204H262V203H258ZM74 207H73V206ZM72 205L71 206H69L71 209H74V208H76L77 206V204H76V202L74 201L73 203H72ZM108 205H109V207H108ZM105 204V206H107L108 207V209H106V207L104 206V205H101L105 210H108V211H118L119 212V214H121L122 212H121V207L120 206H117V207H115V206H111V203L110 204ZM195 205H197V206H195ZM197 207V208H196ZM254 207V209H255V207L256 206H252V208ZM111 208V210H109ZM262 208H264V206H262ZM115 209V210H114ZM119 209V210H118ZM197 209H199V210H197ZM201 209V210H200ZM249 210L251 209V207H249L248 208ZM254 209H251V213L252 214H250L251 216H245L246 218L248 217L249 218V220H251V219H253V218H255V219H258L257 218V216L255 217L254 215H256V214H258V213H262L263 215H264V212H257V211H255ZM29 210V209H28ZM74 210H76V209H74ZM252 210H254V212H252ZM117 212V213H118ZM121 212V213H120ZM186 212H188L189 214H194L192 211H186ZM195 212V213H196ZM245 212H246V210H245ZM124 213V212H123ZM262 214H260V215H262ZM246 215V214H245ZM254 217H253V216ZM261 216L262 217V219L264 220V216ZM86 216V215H85ZM244 217V219L245 220H247L246 218ZM258 217H260V216H258ZM260 217V218H261ZM112 219H113V217H112ZM53 221H55V219H53ZM264 223V222H263ZM262 223V224H263ZM254 224V223H253ZM256 224H257V222H256ZM256 224H254L255 226H258V225H256ZM45 226H47V224H44ZM58 225V224H57ZM53 226H54V228H56V230L58 231V232H61V229L59 230L57 227H56V225H54L53 224ZM260 226V225H259ZM42 228H46V227H42ZM48 228H52L53 229V227L51 226V227H48ZM47 228V229H48ZM262 228H264V226L262 225ZM28 228H20L19 230H20V232L21 233H23L25 236H21V234H19L18 232H17V230H16V232L14 231V235H16V234H18L17 236H18V239L16 240V241H14V243H12V245H15V246H17L19 243H20V241H23V242H25V239H28L29 237L27 236L26 237V233H25V231L27 230ZM93 230V229H92ZM94 231V233H96V230H93ZM4 232H5V230H4ZM3 232V228H1V226H0V233L2 234V233H4ZM61 233H64V232H61ZM0 234V239L2 238L3 239V237H4V235L2 236ZM129 237H130V235H129ZM42 239V238H41ZM109 239H110V242L111 243H113V247H109V249L112 251V252H115V260L114 261H108V260H112V259H110V257H112V255L111 254H113V253H111L110 251H107L108 253H111V254H106V257H108V258H106L105 256H102V259H100L99 258V256H100V254H97V248L96 247H94L92 244V242L91 241H89V242H85V243H83V245L82 244H80L79 246H81V247H79V246H77L78 244H76V243H74V242H72V244L70 245H65V247L63 248V250L64 251H58L57 249V251L59 252V253H61L62 252V254H63V256L64 255H66V257L64 258L65 260H64V262L65 263H68V264H81V263H83V264H95V263H97V264H101L102 262H99V261H103L104 263H106V264H142V263H146V261H148V260H150V259H154V260H156V256H152V254H146V256H143V255H140V253H138V252H136V251H134L133 249V247L131 246L132 245V242H130L129 241V239H123V238H119V237H109ZM124 240V241H123ZM128 240V241H127ZM135 240H138V241H140L139 239H135ZM209 241H207V242H204L203 243V245H204V247H209V249H211V248H213L214 246H215V244H214V242L212 241V238H210V239H208ZM43 241H45L46 242V240L45 239H43ZM45 242H43L44 244H41V245H43V246H46L47 248H45V252L43 251V250H41L40 249V247H36L35 246V243H30L29 245L31 246L30 247V249H32L31 251H33V252H31L30 250H27V251H25V252H27V253H25V255L27 256L28 254H29V252H30V254H29V256L30 257H33V254H34V256H36L37 255V253L40 251V252H42V254H44V255H46V256H48V254H49V252L51 251V252H53V254L54 253H56L57 255H59L55 250H53L52 248H50V247H52V245H50V244H48V243H45ZM57 242V241H56ZM141 242V241H140ZM152 242V244H154V240L153 241H150V243ZM36 243H39V242H36ZM135 243V242H134ZM76 247H75V246ZM85 245H87V247L88 248H86V246ZM92 245V246H91ZM112 245V244H111ZM73 246V247H72ZM12 247V246H11ZM75 247V248H74ZM78 247V248H77ZM14 248V247H13ZM116 248V249H115ZM37 249H39V251L37 250ZM68 249H70V250H68ZM18 250H20V249H18ZM34 250H37V251H34ZM67 250V251H66ZM104 250V247L103 248H101V251H103ZM121 250H123L124 251V253H122L121 252ZM230 250H233L234 252H232V253H236V250L234 249V248H230ZM229 250V251H230ZM69 251V252H68ZM99 251V250H98ZM36 252V253H35ZM64 252V253H63ZM65 252H67L66 254H65ZM73 252H75V253H73ZM95 252V253H94ZM73 253V254H72ZM82 253V254H81ZM69 256H68V255ZM74 254H75V256H77V254L80 256H77L78 257V259H80V260H78L77 259V257H75L74 256ZM41 255V254H40ZM85 255V256H84ZM99 255V256H98ZM109 255V256H108ZM113 255V256H114ZM68 256V257H67ZM87 256V257H86ZM42 257H45V256H43L42 255ZM92 257V258H91ZM103 257H104V259H103ZM45 258H47V257H45ZM72 258V259H71ZM85 258V259H84ZM90 260H89V259ZM95 259V260H94ZM235 259V258H234ZM247 259V258H246ZM73 260V261H72ZM91 262V263H89V261ZM105 260H107V261H105ZM163 260H167V259H163ZM163 260H161V261H163ZM236 260H239V259H236ZM264 257H262V260L260 259V261H258V262H256V261H251V264H261V263H263L264 264ZM70 261V262H69ZM76 261V262H75ZM95 261V262H94ZM248 261H250L249 259H248ZM18 262V261H17ZM34 262H36V260L35 261H33V262H31L30 264H36V263H38V264H43L42 262H36V263H34ZM61 262V261H60ZM59 262V264H61ZM79 262V263H78ZM85 262V263H84ZM156 262L158 263V260H156ZM186 262V261H185ZM185 262H183V261H180V262H178V264H185ZM214 262V261H213ZM232 262H234V260H232ZM237 262H241V261H237ZM243 262V261H242ZM260 262V263H259ZM12 264V263H15V264H20L19 262L18 263H16V261H12V262H10V260H7V262H5V264ZM104 263H102V264H104ZM227 263L228 264H230L231 263V261H227ZM49 264H53V263H49ZM214 264H216V263H214Z\"/></svg>","mask_w":264,"mask_h":264},{"label":"water","instance_id":"3","mask_svg":"<svg viewBox=\"0 0 264 264\" xmlns=\"http://www.w3.org/2000/svg\"><path fill=\"white\" fill-rule=\"evenodd\" d=\"M86 43L90 44L89 42H86ZM95 50L104 51V49L101 46H99V45L96 47ZM124 108H129V107L126 104V105H124ZM128 114H130V113H128ZM132 116H128V117L132 118ZM135 123H137V122H132V123L129 122L126 126L130 127V126L134 125ZM118 127H119L118 129L121 128L120 126H118ZM120 130H122V129H120ZM95 131L96 132L92 133V135L79 136L78 138H75L73 140H65V141L58 142V143L57 142H52L50 145L43 146V148L44 149H57V148H61L62 149L63 148L64 151H73V150H77L79 147H84L86 145H91V144H94V143H99V144L103 143L105 140H109L112 137V136L108 137L110 134L105 136L106 134H105V129L103 128V126L100 127L99 130H95ZM111 131L115 132L114 129H112ZM5 161L6 160H4V162ZM1 183L4 184V185H7L4 181H2ZM244 216L245 215L243 214V212H239L238 218L236 219V221H234L231 224L235 228L230 226V227H228L226 229H221L220 231H213L212 230L209 233L205 232V231L197 230L195 232V234H194V237L191 238V239L196 238L198 234H210L212 232H218V233H221L223 235L226 232H228V234L230 235L232 241L234 242V244H232V245L230 243V246H231L230 248L233 247L236 250V253H235V257L236 258L235 259H239L241 262L242 261L243 262L244 261H248V259L250 261L258 262V261H260V259L262 260V257L264 256V232L262 234V231H261L260 228L257 229L256 227H253L250 224L246 225L243 228L239 227V221L244 219ZM161 219H162V217H161ZM120 225H123V224H120ZM169 225H171V224H169ZM113 227H114V225H113ZM134 228H136L137 230H139L142 233L146 234L145 233L146 231L143 228H141L139 226H136ZM112 229H111V231H112ZM119 229H121V228H119ZM184 229H186V228H184ZM243 232H249L252 235V239L248 240V241L247 240H241L239 236ZM261 234H262V236H261ZM128 235H130V237L133 238L135 243H137L139 245L142 244V243L138 242V240H135V239H138L135 236L136 234L129 233ZM254 241H255V243L259 244V247L252 248V246L254 244ZM164 245H166V248L163 250V252L161 251L160 253H161V255L162 254L166 255V258H164V259H167V260L158 261V263L160 262L159 264H165L166 262H172V256H174V254L179 252V251H184L183 254L186 253V252H189L188 251L189 244H187V243H186V247H183L182 244H178L177 246L176 245H172V244H168V242H166V244H164ZM227 250H222V252L225 253V252H227ZM121 252L124 253L123 250H121ZM212 253H214V251H212L211 253H206V254H207V256L209 255V257H210L211 255H213ZM175 255H179V254H175ZM201 256H204V254L202 252H197V255H195L193 257H189V258L191 260L195 261ZM231 257L232 256H228L227 259L215 257L217 260H221V259L224 260L222 263H216V264H223V263L227 264L226 263L227 260H229V261L233 260ZM213 261H215V260H213Z\"/></svg>","mask_w":264,"mask_h":264}]
</instances>
